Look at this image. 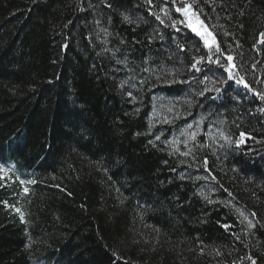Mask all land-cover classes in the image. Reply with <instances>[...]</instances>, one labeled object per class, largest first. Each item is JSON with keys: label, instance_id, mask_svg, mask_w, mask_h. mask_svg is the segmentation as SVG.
<instances>
[{"label": "trees", "instance_id": "16d2710c", "mask_svg": "<svg viewBox=\"0 0 264 264\" xmlns=\"http://www.w3.org/2000/svg\"><path fill=\"white\" fill-rule=\"evenodd\" d=\"M253 262L264 0H0V264Z\"/></svg>", "mask_w": 264, "mask_h": 264}, {"label": "snow or ice", "instance_id": "6c2138e0", "mask_svg": "<svg viewBox=\"0 0 264 264\" xmlns=\"http://www.w3.org/2000/svg\"><path fill=\"white\" fill-rule=\"evenodd\" d=\"M190 9H191V5H186V6L182 5L181 8L177 9V11L182 12L185 17H189ZM191 15L195 16V13L192 12ZM189 27H192L193 31H197V33L199 35H202V38H204L205 44L209 45L211 47V45L209 44V39H208L209 37H211V33H206V35H205L204 33L198 32L197 28H195L191 22H189ZM212 43H215L214 38L212 40ZM217 51H219L218 47H217ZM227 59L229 61H231L233 58L231 56H229V57H227ZM217 63H219V61H217ZM233 67H234V65H233ZM231 78H232V75H231V71L229 70V79H231ZM237 83H243L242 78L240 80H238ZM245 87H247V85H245ZM217 91H219V89H217ZM25 191H27V189H25ZM253 264H255V262H253Z\"/></svg>", "mask_w": 264, "mask_h": 264}]
</instances>
